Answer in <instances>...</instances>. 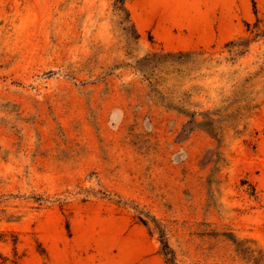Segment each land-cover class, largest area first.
I'll use <instances>...</instances> for the list:
<instances>
[{
	"label": "rangeland",
	"instance_id": "374dc122",
	"mask_svg": "<svg viewBox=\"0 0 264 264\" xmlns=\"http://www.w3.org/2000/svg\"><path fill=\"white\" fill-rule=\"evenodd\" d=\"M155 223L264 264V0H0V264H170Z\"/></svg>",
	"mask_w": 264,
	"mask_h": 264
},
{
	"label": "trees",
	"instance_id": "16d2710c",
	"mask_svg": "<svg viewBox=\"0 0 264 264\" xmlns=\"http://www.w3.org/2000/svg\"><path fill=\"white\" fill-rule=\"evenodd\" d=\"M153 220H154V222H156L155 219H153ZM155 224H156V227L158 228V230H159V232H160L159 235H160V242H161V246H162V251H163L164 255H166V256L170 255V257H167V261L170 262V264H175L174 259H173V251H172V249L170 248V246H169L167 240L165 239L162 230L159 229L157 223H155ZM4 260H5V259H4V258L2 257V255L0 254V262H3Z\"/></svg>",
	"mask_w": 264,
	"mask_h": 264
}]
</instances>
